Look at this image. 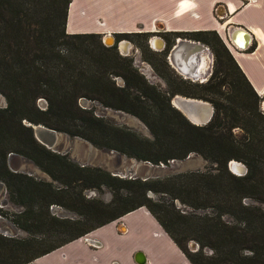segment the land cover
I'll use <instances>...</instances> for the list:
<instances>
[{"label":"trees","instance_id":"16d2710c","mask_svg":"<svg viewBox=\"0 0 264 264\" xmlns=\"http://www.w3.org/2000/svg\"><path fill=\"white\" fill-rule=\"evenodd\" d=\"M70 1L0 0V93L6 99V106L0 107V181L5 183L11 200L25 206L13 220L17 226L31 232L45 227V231L56 234L52 240L0 234V264H29L141 206L149 210L191 264H264L261 97L217 32L180 33L212 48L215 70L203 83L175 76L165 54L160 55L158 63L151 61L167 82L165 94L148 86L134 68L119 66L116 60L103 54L89 56V62L88 56L83 57L85 48L75 49L79 53L76 56H65L55 50L58 41L73 48L78 41L86 44L87 38L101 37L96 33H66ZM116 35L144 37L147 33ZM101 48L111 51L115 46ZM112 65L123 71L109 69ZM112 72L123 77L124 87H114L104 79L105 74ZM129 88H135L144 99L150 100L155 114L144 117L135 110L144 108L138 105L144 99L131 96ZM90 91L101 95L99 101L104 106L139 116L151 130L153 139L142 140L143 143L131 148L99 142L98 139H111L112 135L100 119L84 115L90 111L79 105L78 98ZM175 94L211 102L214 113L210 121L206 124L189 121L171 105L170 97ZM40 98L46 99L45 108L39 105ZM28 122L81 136L153 164L184 159L194 152L215 166L213 171L184 172L164 179L120 177L51 151L36 139ZM237 128L240 135L235 133ZM116 130L123 144L134 145L129 140L134 136L132 133ZM11 154L32 160L62 185L55 187L51 182L10 169L7 159ZM232 159L245 164L247 172L233 173L228 167ZM102 186L114 192L107 203L85 197L81 192ZM148 190L163 192L192 210L182 211L174 201H155L146 195ZM247 199L251 202H246ZM53 203L76 211L79 217L64 219L51 215L48 208ZM208 207L212 208L210 212H196ZM190 239L198 244L196 250L188 248Z\"/></svg>","mask_w":264,"mask_h":264},{"label":"crops","instance_id":"0c3cea01","mask_svg":"<svg viewBox=\"0 0 264 264\" xmlns=\"http://www.w3.org/2000/svg\"><path fill=\"white\" fill-rule=\"evenodd\" d=\"M207 30L217 32L262 101L264 0H71L65 24L69 34L105 36L159 31L170 35L172 47L184 38L206 46L181 34ZM247 38L246 48L236 47V43ZM205 52L209 51L195 53L193 63ZM202 73L207 78L211 75L205 67ZM199 79L200 83L205 82ZM260 110L264 114V101ZM236 132L241 130L237 128ZM138 213L142 216L140 223L132 217ZM119 219L120 222L112 221L92 230L84 241L82 238L70 241L31 263L138 264L134 254L140 250L146 264H191L146 207L141 206ZM119 224L125 227L124 231L119 229Z\"/></svg>","mask_w":264,"mask_h":264},{"label":"rangeland","instance_id":"374dc122","mask_svg":"<svg viewBox=\"0 0 264 264\" xmlns=\"http://www.w3.org/2000/svg\"><path fill=\"white\" fill-rule=\"evenodd\" d=\"M133 39H135L136 43L144 42L143 37L135 36L133 37ZM102 42L104 43V36L90 37L87 38L86 44H82L80 43V41H78L75 44L76 47L73 46L74 48L73 49L71 47L69 48V46L64 42L58 41L56 43L55 50H58L60 54H64L65 56L67 55L76 56L79 53H77L75 49L80 48V50H83L85 48L84 49L85 53L83 56L84 58H86L87 56L89 57L91 55L97 56L98 54H103L109 59L116 60L119 66L122 67L128 66L130 68H134L138 72V74H140L145 79V82L148 84V86H154L156 90L168 94V85L166 80L158 74V72L155 70L152 64H151L152 69H150L151 67L149 68L147 65L137 60L136 64L138 66L136 67L132 61L133 59L130 57H124L120 55L116 47L114 50L111 51L103 50L101 47L102 45L104 47V45L106 44L105 43L103 44ZM206 46L210 48L213 55L210 58L208 56V52H205L201 54V57L205 58V62H206L205 68H210L212 74L213 71L215 70V57L212 48L208 44H206ZM146 49H147V56H149L151 58V61L155 63H158L160 61L161 54H165V52L163 53L156 52L154 51V49H150L149 47H146ZM128 51L131 56L133 54L132 44L128 45ZM88 61L90 62V57ZM119 66L112 65L109 67V69H112L114 71H123V69ZM170 67L174 70L173 72L175 76H179L180 78L185 79L191 83H200L198 80L192 79L190 77H186L185 75L178 73V71L175 70L171 65ZM118 77H121L123 79L122 76L116 75L113 72L111 74L107 73L104 75V79L107 82H112L114 87H118V88L124 87L125 85L118 82ZM127 91L130 92L129 94H131V96H140L141 99H144V97L141 96L135 88H129ZM99 96H101L99 93L95 91H90L88 95L80 96L78 98L79 105L90 111L89 113H86L84 115H87V117H90V115H92L93 117L100 119V122H102L101 125L105 126L106 130L112 135L111 139L110 137L98 139L99 142L109 143L117 146H130L131 148V146H136L138 143H143L142 140L148 141L153 139V134L151 130L139 116L121 109L104 106L99 101ZM171 97H170V103H171ZM138 105H142L144 108L137 107V109L135 110L141 113L144 117H149V114H155V107L153 106V103L150 100L144 99L143 102ZM171 105L174 106L172 103ZM4 106H6V99L0 93V107H4ZM148 111L150 113H148ZM116 129L122 131H129L130 133H132L134 136L129 140L130 142H132L131 144L134 145L123 144V142L119 140L120 134L117 132ZM237 132H236L237 135L241 134V132L239 133ZM58 133L59 134L57 135L55 145L52 148L46 146L51 151L59 153L61 155H65L69 160L78 163L80 165L100 167L101 169L106 170L110 173L125 175L126 177H129V175L127 174L133 173L134 174L133 177H140V178L146 177L147 179H164L168 176L178 173H184V172L206 171V170L213 171L215 166L214 163H211L208 159H205L201 155L192 152L184 159H174V160H170L168 163L153 164L150 162L151 164L154 165L153 167H150L148 164L141 162L145 160L138 159L133 154L122 153L116 149L108 148L104 145L94 144L93 142L81 136L70 135L62 131H58ZM7 164L9 168L12 170L24 172L36 179L51 182L55 187H59L62 185L58 181L53 180L49 174H47L43 169H41L38 165H36L32 160L28 158L11 154L8 156ZM3 184H4L3 187L2 188L0 187V209H1L0 234L7 237H14L19 239H25L30 237L45 238L47 240L54 239L56 234L53 231L52 233L51 231H45L46 229L45 227L44 229L31 232L17 226L14 223L13 221L14 218L16 217L17 214H19L24 210L25 206L12 201L9 196L5 183ZM77 189L80 190L79 187H77ZM81 192L85 197L101 200L105 203L111 201L114 195L113 190L106 186H102L100 188H85L81 190ZM146 195L155 201L158 200L159 201L162 200L164 202L174 201L176 206L180 208L182 211L192 210L191 207L182 204L179 200H171L169 195L160 191L154 192L152 190H148ZM246 202H251V200L247 199ZM211 210L212 208L208 207L206 209H198L196 210V212L205 213V212H210ZM48 211L51 215H54L55 217L58 218L75 219L79 217V214L76 211L68 209L65 206L55 203L49 206ZM140 214L141 213L135 214L132 217H134V219L137 220V222H139L140 219H142V216ZM119 220L121 219L118 218L114 221L120 222ZM120 225L121 224H119L118 226L120 227ZM87 236L89 235H85L81 237L82 240L84 241L85 240L84 238ZM190 241L195 242L194 240L190 239L188 241V248L190 250H196L198 247L191 248L189 246Z\"/></svg>","mask_w":264,"mask_h":264},{"label":"water","instance_id":"95a60500","mask_svg":"<svg viewBox=\"0 0 264 264\" xmlns=\"http://www.w3.org/2000/svg\"><path fill=\"white\" fill-rule=\"evenodd\" d=\"M106 37L112 38L113 41L111 43H109L108 41H105ZM153 39L155 40L154 41L155 43H153ZM104 41L108 45L112 44L114 42L113 34L111 35L110 33H107L104 36ZM246 42H248V43L246 45H244V43H246ZM246 42L236 43V44L234 43V44L238 48L244 49L249 44L248 38H247ZM122 44L128 45L129 42L128 41H121L119 43V46L121 47ZM151 44L154 46V48L161 49V48H163L164 42L160 37L155 36L152 38ZM202 51H209L208 56L210 58L212 57V53L210 52L209 48L207 46H205L203 43H200L199 41L185 39V38L180 39L168 51L167 60L170 63V65L178 71L179 70L178 68H180L183 60L187 59V61H189V65L193 64L192 59L195 57V53L202 52ZM193 66H195V64ZM193 66L191 67L192 69H193ZM200 76H202V77H195L196 78L195 80H198L199 78H200L199 80H201V81H207L208 80L207 74H201ZM189 77H191V76H189ZM191 78L194 79L193 77H191ZM118 82L122 83L121 77H118ZM175 102H178V104H180L182 109L178 108L175 105ZM38 103L43 108H45L47 105V101L44 98H40L38 100ZM171 103L178 110H180L189 121H191L194 124H206L207 122L210 121V119L212 118L213 113H214L213 104L209 101L199 99V98L186 97V96H183L180 94H176V95H173L171 97ZM28 124L32 127L34 136L36 137V139L39 142H41L42 144H44L45 146L50 147V148H52L55 145L57 135L59 134L58 131H56L55 129L46 127L45 125H43L41 123L33 124V123L28 122ZM141 162L148 164L150 167L154 166L153 164H151L149 161H146V160L141 161ZM228 167L233 173H235L237 175H243L247 172V166L245 164H243L242 162L234 160V159H232L228 162ZM112 174L118 175L120 177H126L125 175H119L116 173H112ZM127 175H129V177H132V178L134 176L133 173L127 174ZM142 179L145 180L147 178L143 177ZM3 185L4 184L2 182H0L1 188L3 187ZM189 246L191 248H195V247L197 248L198 244L196 242L190 241ZM134 259L138 264H146V257L144 255V253L140 250L135 252ZM31 264H34V263H31Z\"/></svg>","mask_w":264,"mask_h":264},{"label":"flooded vegetation","instance_id":"af4514ba","mask_svg":"<svg viewBox=\"0 0 264 264\" xmlns=\"http://www.w3.org/2000/svg\"><path fill=\"white\" fill-rule=\"evenodd\" d=\"M155 36L156 37H160L163 40V42H164L163 48L156 49L151 44V40ZM113 37H114V42L112 44L108 45L104 41V43L106 44L105 46H107V47L115 46L116 49L119 51L120 55H122L124 57H130V58H132L133 59L132 61H133L134 65L136 67L138 66L136 64V62H137V60H139L143 64L147 65L149 68L151 67L150 69H152V66H151V58L149 56H147V49H146V47H149L150 49H154V51H156V52H160V53L165 52L166 59H167L168 51L172 47L171 46V38H170V35L164 34V33L159 32V31H154L153 33H150V34L147 33V35L144 36V37L143 36H136V37H143V40H144V42H142L143 44L140 43V42L139 43L138 42L136 43L135 42V39H133V37H127V36L118 37L116 34H113ZM108 41H109V43H111L113 41V39L112 38H109ZM121 41H128L129 44H132V52H133V54L131 56H130L129 51H128V45L129 44L128 45L127 44H124V45L122 44L121 47H120L119 46V43ZM142 55L143 56L145 55V56L143 57ZM123 80H122V84L124 85L125 84V81H123ZM121 226H122V224L120 225V227ZM120 227H119V229H120Z\"/></svg>","mask_w":264,"mask_h":264},{"label":"bare ground","instance_id":"6f19581e","mask_svg":"<svg viewBox=\"0 0 264 264\" xmlns=\"http://www.w3.org/2000/svg\"><path fill=\"white\" fill-rule=\"evenodd\" d=\"M108 39L109 38H105V41H108ZM247 40V39H246ZM246 40L244 41V42H246ZM155 40H153V43H155L154 42ZM109 42V41H108ZM248 42H246V43H244V45H246ZM237 47V46H236ZM208 58V57H207ZM196 60V59H195ZM211 60V59H210ZM194 65V63L193 64H190L189 65V61H187V59L186 60H183L182 61V63H181V66H180V68H178L179 70V72L181 73V74H183V75H185L186 77H189V76H191V77H193L194 79H196L195 77H202V76H200L201 74H203L202 73V71H203V69H204V67H205V65H206V62H205V58H203V57H200L199 59H198V61H196V64H195V66H193ZM193 66V69L191 68ZM210 69V68H209ZM188 73V74H187ZM189 75V76H188ZM175 105L178 107V108H180V109H182V107L180 106V104H178V102H175ZM120 230L121 231H124L125 230V227L122 225L121 227H120Z\"/></svg>","mask_w":264,"mask_h":264},{"label":"built area","instance_id":"2783aa9c","mask_svg":"<svg viewBox=\"0 0 264 264\" xmlns=\"http://www.w3.org/2000/svg\"><path fill=\"white\" fill-rule=\"evenodd\" d=\"M263 101H264V99H262V101H260V107L262 106V104H263ZM87 239V238H86Z\"/></svg>","mask_w":264,"mask_h":264}]
</instances>
